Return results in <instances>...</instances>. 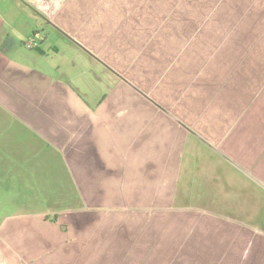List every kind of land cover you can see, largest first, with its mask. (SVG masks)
Here are the masks:
<instances>
[{
  "label": "crops",
  "instance_id": "crops-1",
  "mask_svg": "<svg viewBox=\"0 0 264 264\" xmlns=\"http://www.w3.org/2000/svg\"><path fill=\"white\" fill-rule=\"evenodd\" d=\"M179 259L264 264V0H0V264Z\"/></svg>",
  "mask_w": 264,
  "mask_h": 264
},
{
  "label": "rangeland",
  "instance_id": "rangeland-1",
  "mask_svg": "<svg viewBox=\"0 0 264 264\" xmlns=\"http://www.w3.org/2000/svg\"><path fill=\"white\" fill-rule=\"evenodd\" d=\"M44 41V40H43ZM64 61V60H62ZM82 64H84V61H82ZM63 74H67L69 75V73L72 72V74L70 75H73L77 72H80V69L79 68H76V67H73L72 66V63L70 60H66L64 62V65H63ZM84 71H85V68H84ZM69 72V73H68ZM86 73V72H85ZM69 75V76H70ZM101 77V80L99 81V83H95V87L94 89L91 91H88L87 92V99L89 101H93L97 98V96L99 98L102 97L103 95V92H105V90H102L99 94L98 92L101 90L99 89V85H101V87H104V84H105V80H107V77H109L108 74L106 73H102L99 75ZM89 78V77H88ZM110 78V77H109ZM114 79L113 76H111V80ZM221 185V183H219ZM74 184H71V183H56V184H53V183H44V184H39V183H31V185L27 186V189L25 190V194L21 196V198H27V201L24 200V203L23 205H18L17 206V211H19L22 207L24 208H30L31 210L29 212H32L36 207H39L40 205L46 207V204L42 203V192H45L46 194H51V196H54V197H57L58 199L61 197V194H60V191L62 190V193L63 194V197L62 199H60L58 202H56L55 204V207L59 209V207H62V208H65L67 204V201L64 202L63 200H66V199H70L71 200V205H69V208L70 209H76V210H80L82 209L83 207L85 209L87 208H91L93 207V205H83L79 202V198L77 200V202H75V199H77L78 195L81 194V192L79 193V190L76 188L77 187H73ZM216 185H218L217 183L214 185L212 183H179V186H178V194L180 195L181 193V190L184 188L185 189V192H186V199L187 201L182 204L184 205L185 207L187 208H193V210H191L190 212L189 211H180V212H176L174 211L173 213L174 214H178L180 217H186L188 216L189 214L190 215H198L199 212L198 210L200 209H203L205 208V206L210 209L211 211L214 210V208H217L219 210H223L221 206H217V205H214L213 204V197H219V199H222L224 200L223 196L224 193H225V190H219V192L221 193L218 194V191L214 193V187H216ZM219 185V186H220ZM17 186L15 185V190L17 189L16 188ZM115 188H119V184L117 183L115 185ZM112 189L111 188H107V191L109 192L110 190ZM219 189V188H218ZM83 192L85 193V188L83 187ZM201 193V194H200ZM207 194L208 197H211L210 199H206L204 198V194ZM221 196V198H220ZM180 197V196H179ZM180 203L183 202L182 199H179ZM109 204H112V203H109ZM214 205V206H213ZM87 206V207H86ZM102 208H106L105 205H100ZM116 206V205H115ZM131 206L133 205H129V207L131 208ZM174 206H180V205H174ZM14 208V207H13ZM83 208V209H84ZM195 209V210H194ZM15 210V209H13ZM189 212V214H188ZM217 214H220L218 211H216ZM131 215H127V217H130ZM212 218H214L213 216H211ZM215 220H220L218 218H214ZM53 223H56V220L53 218ZM189 249V245L184 248V252H186L187 250ZM183 257V255L181 256V258ZM179 262L180 264L184 263V260L183 259H179Z\"/></svg>",
  "mask_w": 264,
  "mask_h": 264
},
{
  "label": "built area",
  "instance_id": "built-area-1",
  "mask_svg": "<svg viewBox=\"0 0 264 264\" xmlns=\"http://www.w3.org/2000/svg\"><path fill=\"white\" fill-rule=\"evenodd\" d=\"M36 46H37V44H36L35 41L32 40V39H29V40H27V41L24 43V47L27 48V49H32V48H34V47H36Z\"/></svg>",
  "mask_w": 264,
  "mask_h": 264
},
{
  "label": "trees",
  "instance_id": "trees-1",
  "mask_svg": "<svg viewBox=\"0 0 264 264\" xmlns=\"http://www.w3.org/2000/svg\"><path fill=\"white\" fill-rule=\"evenodd\" d=\"M55 219V218H54ZM56 220V219H55Z\"/></svg>",
  "mask_w": 264,
  "mask_h": 264
}]
</instances>
